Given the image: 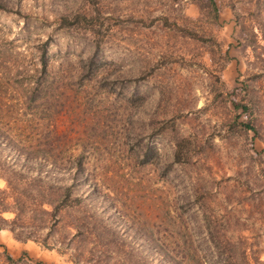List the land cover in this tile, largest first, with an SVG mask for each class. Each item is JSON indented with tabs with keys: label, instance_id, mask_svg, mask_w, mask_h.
<instances>
[{
	"label": "rangeland",
	"instance_id": "1",
	"mask_svg": "<svg viewBox=\"0 0 264 264\" xmlns=\"http://www.w3.org/2000/svg\"><path fill=\"white\" fill-rule=\"evenodd\" d=\"M0 127L12 161L82 159L86 202L72 249L0 264H224L231 214L264 261V0H0Z\"/></svg>",
	"mask_w": 264,
	"mask_h": 264
},
{
	"label": "trees",
	"instance_id": "2",
	"mask_svg": "<svg viewBox=\"0 0 264 264\" xmlns=\"http://www.w3.org/2000/svg\"><path fill=\"white\" fill-rule=\"evenodd\" d=\"M44 63L46 70L47 62ZM241 107L246 111V105ZM246 127L251 126L246 124ZM10 144H13L11 136L0 127V178L6 182V187H0V229H8L18 241H34L46 249H72L76 238L86 233V226L83 218L82 226L79 218L76 222H70L68 213H81L86 202L75 194L82 180L78 181L76 175L68 178L67 173H70L73 165L76 172H82L83 160L78 159L69 164H58L48 159L34 162L29 157L23 162L12 161L3 152L4 147ZM36 165H39V169H36ZM68 179H72V184L68 183ZM262 194L264 197V189ZM260 207L264 224V202ZM5 213H12L14 217L6 218ZM211 223L207 224L208 228L221 238L218 241L220 244H217L221 254L225 255L224 264H264L259 255L261 250L254 251L255 256H252L248 251V238L236 233V229H240L237 228L240 219L234 214L227 216L226 221L223 218V221ZM72 229L78 232L73 233ZM262 234L257 237L258 240L264 238V230ZM7 262L22 264L21 259L8 255Z\"/></svg>",
	"mask_w": 264,
	"mask_h": 264
},
{
	"label": "crops",
	"instance_id": "3",
	"mask_svg": "<svg viewBox=\"0 0 264 264\" xmlns=\"http://www.w3.org/2000/svg\"><path fill=\"white\" fill-rule=\"evenodd\" d=\"M1 236H3L4 239L0 243H4L6 245L11 244V243L12 244L15 243L17 245H22V246H19V247H21V250L29 249L28 248L29 246H27V243L16 240L14 238L13 234L11 233V231H9L8 229H0V237Z\"/></svg>",
	"mask_w": 264,
	"mask_h": 264
}]
</instances>
